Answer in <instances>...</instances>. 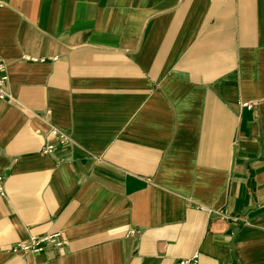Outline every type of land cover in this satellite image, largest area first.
Here are the masks:
<instances>
[{"label":"crops","instance_id":"1","mask_svg":"<svg viewBox=\"0 0 264 264\" xmlns=\"http://www.w3.org/2000/svg\"><path fill=\"white\" fill-rule=\"evenodd\" d=\"M0 57V264H264V0H0Z\"/></svg>","mask_w":264,"mask_h":264},{"label":"built area","instance_id":"2","mask_svg":"<svg viewBox=\"0 0 264 264\" xmlns=\"http://www.w3.org/2000/svg\"><path fill=\"white\" fill-rule=\"evenodd\" d=\"M58 57H53L56 60ZM25 59L33 60V61H41L46 60L45 58H37V57H29L25 56ZM9 81L8 73L6 71V64L4 61L1 60L0 57V101L4 100L8 96L7 91V84ZM245 105L249 108H254L253 103H245ZM50 135L53 139L57 142L64 144L69 141V135L62 131L56 125H52L50 129ZM56 144L48 143L43 148V153L49 154L52 153L55 149ZM5 180L6 176L4 174H0V195H5L6 188H5ZM221 216L224 218H229L235 222H239L243 220L241 216H231L226 213H223L221 210L219 211ZM133 233L134 230H131ZM66 243V239L62 237L60 232L51 233L48 235H31L28 239L22 240L16 243L12 248L11 252L15 254L25 255L28 253H39L45 251L48 247H61ZM200 263V253L196 252L190 257H185L179 260L178 264H199Z\"/></svg>","mask_w":264,"mask_h":264},{"label":"water","instance_id":"3","mask_svg":"<svg viewBox=\"0 0 264 264\" xmlns=\"http://www.w3.org/2000/svg\"><path fill=\"white\" fill-rule=\"evenodd\" d=\"M252 207H249L248 209H247V211H246V213L245 214H247V212L251 209Z\"/></svg>","mask_w":264,"mask_h":264}]
</instances>
